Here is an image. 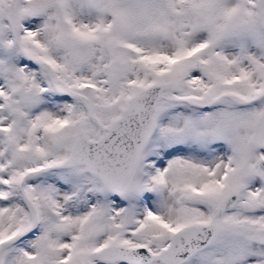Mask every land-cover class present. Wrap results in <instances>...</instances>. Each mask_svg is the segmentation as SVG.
<instances>
[{
  "label": "snow or ice",
  "instance_id": "1",
  "mask_svg": "<svg viewBox=\"0 0 264 264\" xmlns=\"http://www.w3.org/2000/svg\"><path fill=\"white\" fill-rule=\"evenodd\" d=\"M0 264H264V0H0Z\"/></svg>",
  "mask_w": 264,
  "mask_h": 264
}]
</instances>
